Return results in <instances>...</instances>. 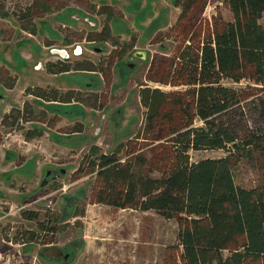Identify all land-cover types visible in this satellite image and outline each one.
I'll use <instances>...</instances> for the list:
<instances>
[{
  "label": "rangeland",
  "instance_id": "374dc122",
  "mask_svg": "<svg viewBox=\"0 0 264 264\" xmlns=\"http://www.w3.org/2000/svg\"><path fill=\"white\" fill-rule=\"evenodd\" d=\"M133 1L134 9L126 10L125 0H0V264H181L177 221L154 210L98 203L102 184L90 169V160L103 152L119 150L125 158L123 146L145 118L142 88L183 90L150 81L163 79L167 66L148 76L153 58L176 52L178 43L168 35L181 9L175 0H142L153 7L147 20L158 18L151 32L158 25L165 28L149 41L140 39L144 21L135 23L139 0ZM218 15L232 20L224 0H208L198 24H211ZM107 23L111 39L88 42ZM260 23L264 26V15ZM56 49L67 51L68 59L52 54ZM137 52L146 58H136ZM62 61L92 63L99 71L91 77L48 72V63ZM115 62L111 87L106 75ZM10 81L13 89L4 85ZM37 88L61 96L75 90L81 102H48L29 94ZM225 155L224 150L192 151L191 159ZM256 160L243 157L234 167L238 185L263 183L264 155L258 153ZM30 231L33 238L25 233ZM54 246L75 253L68 261L48 258L45 251Z\"/></svg>",
  "mask_w": 264,
  "mask_h": 264
},
{
  "label": "trees",
  "instance_id": "16d2710c",
  "mask_svg": "<svg viewBox=\"0 0 264 264\" xmlns=\"http://www.w3.org/2000/svg\"><path fill=\"white\" fill-rule=\"evenodd\" d=\"M174 2L181 13L168 37L178 43L176 52L153 58L148 76L167 66L163 79L150 81L183 90L146 86L139 91L145 118L124 144L125 158L116 150L90 160L102 184L96 201L175 219L181 264H264V179L249 188L238 185L233 172L241 158L255 163L258 153L264 155V0H224L232 20L218 15L211 24H198L208 0ZM111 36L107 24L87 40L108 42ZM47 70L53 75L99 71L92 63L64 61L48 63ZM243 81L251 85L225 84ZM4 85L13 89L15 81ZM28 91L48 102H81L75 90L65 96L54 89L51 95L41 88ZM201 150L227 155L192 161L191 152Z\"/></svg>",
  "mask_w": 264,
  "mask_h": 264
},
{
  "label": "crops",
  "instance_id": "0c3cea01",
  "mask_svg": "<svg viewBox=\"0 0 264 264\" xmlns=\"http://www.w3.org/2000/svg\"><path fill=\"white\" fill-rule=\"evenodd\" d=\"M126 2H127V5H126V10H133L134 9V1L133 0H125ZM138 1V0H137ZM138 4H139V9H135V23L136 24H139L141 21H144V26H142V27H140L139 28V31L140 32H142V35H140L141 37H140V39H148L149 41L150 40H152L153 41V38H154V35H156L157 33H159V32H161V31H163L165 28H164V24H162L161 26L160 25H158L154 30H152V31H154L153 33L151 32V30L149 29V27L152 25V23H154V21L156 22V20L158 19H154L153 21H151V20H147V19H149L150 17V12L153 10V7L151 8V6L150 5H146V3H145V1H143L142 2V0H139L138 2H137ZM72 8H74V9H77V10H82V11H84V12H86V13H88V11H85V9H82V8H80V7H78L77 5H72L71 6ZM107 18H109V19H111L113 16H112V14H111V12H109V14L107 13ZM138 18H140L139 20H136V19H138ZM153 19V18H152ZM146 20L148 21V22H146ZM142 23V22H141ZM109 26H110V28H111V25L109 24V23H107ZM172 27V26H171ZM147 28H148V31H147ZM147 31V33H149V34H145V32ZM150 37V38H149ZM153 37V38H152ZM151 41V42H152ZM139 45V44H138ZM53 51V50H52ZM51 51V52H52ZM78 53V52H77ZM52 54H54L53 52H52ZM161 56H166V55H161ZM135 57L136 58H139V59H145L146 58V53L145 52H137L136 54H135ZM167 57V56H166ZM152 63V62H151ZM115 65H116V62L113 64V67H112V76L114 77V70H115ZM151 66V65H150ZM130 67L131 68H133L134 67V65H130ZM150 69V68H149ZM149 71V70H148ZM79 74H81V75H86V76H93L94 75V72H86V71H82V72H78ZM101 80H102V77H101ZM111 87H112V84H111ZM69 105V104H68ZM103 153H106V152H103Z\"/></svg>",
  "mask_w": 264,
  "mask_h": 264
},
{
  "label": "flooded vegetation",
  "instance_id": "af4514ba",
  "mask_svg": "<svg viewBox=\"0 0 264 264\" xmlns=\"http://www.w3.org/2000/svg\"><path fill=\"white\" fill-rule=\"evenodd\" d=\"M74 253H75L74 250L68 251L66 249H61L55 246L50 247L48 250L45 251V254L48 258L63 259L65 261H68L70 258H72Z\"/></svg>",
  "mask_w": 264,
  "mask_h": 264
},
{
  "label": "water",
  "instance_id": "95a60500",
  "mask_svg": "<svg viewBox=\"0 0 264 264\" xmlns=\"http://www.w3.org/2000/svg\"><path fill=\"white\" fill-rule=\"evenodd\" d=\"M54 54H57V55H59L60 57H62L63 59H67L69 56H68V52L67 51H65V50H58V49H56V50H53L52 51Z\"/></svg>",
  "mask_w": 264,
  "mask_h": 264
},
{
  "label": "built area",
  "instance_id": "2783aa9c",
  "mask_svg": "<svg viewBox=\"0 0 264 264\" xmlns=\"http://www.w3.org/2000/svg\"><path fill=\"white\" fill-rule=\"evenodd\" d=\"M62 58V57H61ZM68 59V58H67ZM66 60V59H65Z\"/></svg>",
  "mask_w": 264,
  "mask_h": 264
}]
</instances>
